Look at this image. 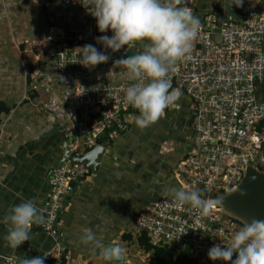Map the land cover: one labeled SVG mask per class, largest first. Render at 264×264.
Listing matches in <instances>:
<instances>
[{
	"label": "built area",
	"instance_id": "1",
	"mask_svg": "<svg viewBox=\"0 0 264 264\" xmlns=\"http://www.w3.org/2000/svg\"><path fill=\"white\" fill-rule=\"evenodd\" d=\"M42 2L52 10L45 31L40 37L24 40L37 49L28 69L27 99L54 118L70 136L69 150L80 156L83 147L91 148L100 134L128 129L127 116L137 109L124 102V95L133 81L95 78L90 73L114 66V61L126 57L133 47L112 52L98 44L97 37L112 33H100L95 18L79 0ZM216 28L219 32L215 35ZM263 40L264 13L258 7H249L239 21L221 25L211 13H205L192 52L169 74L172 88H181L194 104V150L178 166L179 183L202 191L207 199L234 189L248 164L264 170V125H260L264 99L256 95V84L264 80ZM86 44L109 55L108 62L93 68L78 63L79 48ZM12 117V111L0 115V151L11 141ZM79 138H83L82 144ZM89 169L68 160L53 169L43 207L45 222L40 225L55 240L42 253L47 255L45 264L62 262L60 210L74 184ZM2 170L0 161V184ZM133 229L137 235L145 233L152 245L177 246L202 261L213 245L226 244L239 225L215 209L201 217L197 210L169 197L149 202L136 217ZM0 264H19V260L0 253Z\"/></svg>",
	"mask_w": 264,
	"mask_h": 264
},
{
	"label": "crops",
	"instance_id": "2",
	"mask_svg": "<svg viewBox=\"0 0 264 264\" xmlns=\"http://www.w3.org/2000/svg\"><path fill=\"white\" fill-rule=\"evenodd\" d=\"M231 2L232 0H189L188 6L193 8L200 22L205 13H211L218 25L239 21L249 7H258L264 13V0L259 3L244 0L242 7H236L235 4L229 7ZM40 5L47 11L46 24L52 10L43 5V2ZM34 37H40V34L31 38ZM31 38H22L18 44L21 55L29 54L33 63L37 49L24 43V40ZM262 49L264 50V40ZM141 50L137 44L128 55ZM28 69L29 65L23 66L24 84L27 83ZM90 74L95 78H128L125 69L120 66L96 70ZM178 89L182 93L178 101L168 107L165 115L153 126L145 129L136 127L133 118L139 115V111L135 110L127 116L129 126L126 131H106L97 138H100L97 143L104 150L97 157L95 169L89 167L88 174L74 184L72 193L64 200L60 210L59 241L66 254L63 264H108L99 258L98 252L79 243V236L85 228L102 236L106 244L122 245L126 249L123 264L132 260L127 244L132 238L137 241L139 236L133 229L136 217L149 202L169 198L164 195L166 188L180 186L178 166L194 150V104L181 88ZM256 95L264 99V80L256 84ZM27 96L29 94L25 92L23 99L12 101L11 104L0 99L13 112L9 127L11 141L1 147L0 151L3 169L0 218L12 206L26 199L34 198L43 209L53 167L62 156L63 141L54 128L58 124L43 109L33 104L32 106ZM18 105H21L20 111L17 109ZM84 150L85 147L83 152ZM7 228V225L0 223L2 255L13 256L18 260L39 256L55 243L54 238L43 232L40 225L34 224L30 239L19 248L12 249L6 246L4 239Z\"/></svg>",
	"mask_w": 264,
	"mask_h": 264
},
{
	"label": "clouds",
	"instance_id": "3",
	"mask_svg": "<svg viewBox=\"0 0 264 264\" xmlns=\"http://www.w3.org/2000/svg\"><path fill=\"white\" fill-rule=\"evenodd\" d=\"M79 2L95 18L100 33L111 31V36L96 38V42L105 49L117 52L125 47L140 45V52L114 61V66L123 67L128 79L133 81L125 90L124 102L139 111V115L133 118L136 127L145 129L153 126L182 95L178 88H172L169 74L179 61L189 57L201 28L199 17L188 6L189 0ZM243 3L244 0H232L229 7L233 4L242 7ZM79 49L81 56L78 63L86 68L107 63L110 59L92 44ZM164 195L179 205H189L201 217L207 216L215 203L205 198L202 191L184 186L168 187ZM245 195L244 191L240 192V196ZM44 222L43 209L34 198L12 206L0 218V223L8 226L4 237L6 246L19 248L30 239L32 226ZM79 243L98 252L99 258L108 264L124 263L121 260L126 249L120 244H106L103 237L90 228L82 229ZM207 255L210 260L225 264H264V219L253 217L245 220L226 244L213 245ZM46 258L47 255L24 257L19 264H45Z\"/></svg>",
	"mask_w": 264,
	"mask_h": 264
},
{
	"label": "rangeland",
	"instance_id": "4",
	"mask_svg": "<svg viewBox=\"0 0 264 264\" xmlns=\"http://www.w3.org/2000/svg\"><path fill=\"white\" fill-rule=\"evenodd\" d=\"M46 13L40 0H0V99L9 104L23 99L27 90L23 66L32 64L29 54L21 55L18 42L45 31ZM127 247L132 255L127 264H153L151 252L143 250L135 238Z\"/></svg>",
	"mask_w": 264,
	"mask_h": 264
},
{
	"label": "water",
	"instance_id": "5",
	"mask_svg": "<svg viewBox=\"0 0 264 264\" xmlns=\"http://www.w3.org/2000/svg\"><path fill=\"white\" fill-rule=\"evenodd\" d=\"M213 31L218 33L219 29L216 28ZM54 128L56 134L63 142L62 156L53 169L66 160L74 164H84L91 169H95L97 157L103 153L104 147L99 143H95L80 156H76L73 151L69 150L67 145L70 136L62 131L58 125H55ZM75 137V134L71 135V139H75ZM241 191H244L246 195L240 196ZM211 199L215 202L212 209L219 211L237 223L239 222L242 226L245 220H250L253 217L264 219V170L258 169L253 164H248L242 178L234 189ZM123 261L124 256L121 263ZM58 264H62V262Z\"/></svg>",
	"mask_w": 264,
	"mask_h": 264
},
{
	"label": "trees",
	"instance_id": "6",
	"mask_svg": "<svg viewBox=\"0 0 264 264\" xmlns=\"http://www.w3.org/2000/svg\"><path fill=\"white\" fill-rule=\"evenodd\" d=\"M10 110L11 108L7 106L4 101H0V115L9 113ZM260 125H264V120L261 122ZM98 140L100 142V138ZM238 225L239 228L242 227V225L239 222ZM148 241L149 238L144 233L139 234V236L137 237V242L139 243L140 247L147 252H151L153 264H225V262L219 260L212 261L208 257L207 259L201 261L199 257H194L189 255L187 250L185 249H180L177 246H170L167 243H162L155 246V245H151ZM64 254H65V249H64ZM233 258H235V255ZM61 260L65 262L66 254L62 257Z\"/></svg>",
	"mask_w": 264,
	"mask_h": 264
}]
</instances>
